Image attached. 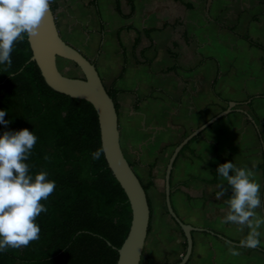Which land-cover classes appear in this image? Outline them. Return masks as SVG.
I'll use <instances>...</instances> for the list:
<instances>
[{"label":"crops","instance_id":"obj_1","mask_svg":"<svg viewBox=\"0 0 264 264\" xmlns=\"http://www.w3.org/2000/svg\"><path fill=\"white\" fill-rule=\"evenodd\" d=\"M117 1L121 14L116 0H97L99 15L92 0H52L50 6L61 38L95 61L106 88L113 85L119 91L120 146L143 185L155 162L147 191L150 231L141 259L144 264L152 258L156 264H173L184 253L183 234L165 206L166 165L186 135L233 101L229 114L178 153L170 200L179 219L199 229L192 233L186 264H264L259 249L264 248V225L260 246L239 247L248 229L241 232L239 225L222 222L231 188L219 173L214 176L226 161L248 168L261 186L264 204V50L246 39L264 46V0H133L129 18L123 16L130 10L128 0ZM130 25L153 29L150 40L140 36L133 47L137 34L126 28ZM249 101L261 120L258 126L244 106ZM219 184L226 193L216 199ZM256 212L264 218V206ZM232 246L238 256L231 255Z\"/></svg>","mask_w":264,"mask_h":264},{"label":"trees","instance_id":"obj_2","mask_svg":"<svg viewBox=\"0 0 264 264\" xmlns=\"http://www.w3.org/2000/svg\"><path fill=\"white\" fill-rule=\"evenodd\" d=\"M91 3L99 15L97 0ZM128 3L130 10L123 15L125 18L134 13L133 0ZM185 6L190 8L187 3ZM116 11L121 14L117 0ZM126 28L137 34L133 47L138 45L140 36L150 40L153 31L151 28L138 30L131 25ZM246 39L250 45L264 50L263 45L248 36ZM31 56L25 37L14 45L11 67L0 65V110L6 112L4 119L8 121L7 125L0 124V135L22 128L32 131L37 141L24 163L33 178L36 173L45 171L56 187L41 201L47 211L41 212L35 220L40 227L39 239L26 247L0 252V264H116L118 248L129 230L131 209L104 153L99 160L92 158V152L101 147L97 114L89 102L50 88L36 63L30 60ZM124 70L125 65L121 75ZM118 92L113 85L107 88L117 114ZM244 106L258 126L261 120L256 118L251 101ZM154 163L149 165L150 181L143 185L146 192L153 185ZM217 175L215 171L214 176ZM148 203L150 207L149 198ZM259 249L264 252V248Z\"/></svg>","mask_w":264,"mask_h":264},{"label":"clouds","instance_id":"obj_3","mask_svg":"<svg viewBox=\"0 0 264 264\" xmlns=\"http://www.w3.org/2000/svg\"><path fill=\"white\" fill-rule=\"evenodd\" d=\"M52 0H0V65L11 67V53L14 45L27 38L38 36L42 22L50 9ZM6 112L0 110V124L7 125ZM37 137L27 128L18 131H4L0 135V252L8 248L19 249L38 240L40 227L36 217L47 208L41 203L55 190V181L48 179V173L40 171L34 178L24 161L36 144ZM105 152L102 145L92 152L93 160H99ZM216 171L227 181L231 195L225 201L228 210L223 223L239 225L242 232L248 229L239 247L255 249L260 246L259 231L264 218L256 209L262 204L261 186L255 181L254 173L246 167H237L231 161L219 164ZM231 172V174H230ZM216 199L226 193L224 184L217 185ZM230 253L238 256L236 246Z\"/></svg>","mask_w":264,"mask_h":264},{"label":"water","instance_id":"obj_4","mask_svg":"<svg viewBox=\"0 0 264 264\" xmlns=\"http://www.w3.org/2000/svg\"><path fill=\"white\" fill-rule=\"evenodd\" d=\"M27 40L32 52L30 60L36 63L46 84L56 92L71 98L83 99L93 106L98 117L101 146L104 145L105 147V160L113 176L124 190L131 209L129 230L118 248L116 264H140L151 216L148 195L139 177L123 154L120 146L118 114L96 65L61 38L51 6L42 22L38 36L27 38ZM58 58L74 63L82 72L83 77L64 75L57 67ZM235 105L236 103L233 101L228 102L223 111L186 135L173 148L168 159L164 175L165 206L168 215L181 230L185 242L184 253L175 264L188 262L193 250L192 233L199 229L182 222L172 208L170 175L174 160L180 150L193 137L218 118L229 114Z\"/></svg>","mask_w":264,"mask_h":264},{"label":"rangeland","instance_id":"obj_5","mask_svg":"<svg viewBox=\"0 0 264 264\" xmlns=\"http://www.w3.org/2000/svg\"><path fill=\"white\" fill-rule=\"evenodd\" d=\"M57 67L64 75H67L70 77H83V74L80 71V69L69 60L58 58ZM156 263H158L157 259L152 258L151 264H156ZM140 264H144V259H141Z\"/></svg>","mask_w":264,"mask_h":264}]
</instances>
